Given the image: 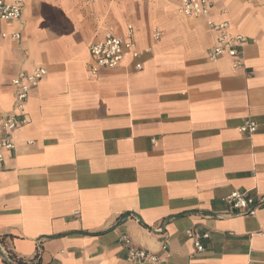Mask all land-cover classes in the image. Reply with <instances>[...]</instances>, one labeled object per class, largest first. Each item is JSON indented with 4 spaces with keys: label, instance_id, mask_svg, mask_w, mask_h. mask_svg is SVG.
Segmentation results:
<instances>
[{
    "label": "crops",
    "instance_id": "1",
    "mask_svg": "<svg viewBox=\"0 0 264 264\" xmlns=\"http://www.w3.org/2000/svg\"><path fill=\"white\" fill-rule=\"evenodd\" d=\"M211 16L249 38L241 66L210 60L206 20L169 0H25L20 21L0 22L22 35L0 37V132L14 77L47 69L1 151L0 236L17 256L40 242L32 264H129L127 235L151 252L166 242L163 264H264V205L242 215L224 201L264 195V0H213ZM127 24L150 49L143 68L93 74L90 44ZM247 119L256 132L239 130ZM190 228L210 233L203 252Z\"/></svg>",
    "mask_w": 264,
    "mask_h": 264
},
{
    "label": "built area",
    "instance_id": "2",
    "mask_svg": "<svg viewBox=\"0 0 264 264\" xmlns=\"http://www.w3.org/2000/svg\"><path fill=\"white\" fill-rule=\"evenodd\" d=\"M173 3L179 14L186 17L204 18L209 29L214 32L215 40L208 51L210 60H218L224 56L232 59L233 66L242 65L243 48L249 38L242 33H233L230 23L227 20L216 21L211 16L213 0H169ZM25 0H0V22L10 23L20 21L23 16ZM162 31L158 28L153 30L155 40L161 38ZM21 33L0 30V37L3 39L12 38L20 40ZM150 49L141 50L135 37V28L132 24H127V31L124 36L115 35L107 31L102 38L93 41L89 46L90 70L93 74H98L102 69H116L125 62L134 61V68H143L142 57ZM47 74V69L36 66L31 70L22 69L14 77L12 85L14 88L13 109L3 115L0 132V162L4 156L1 151H13L15 149L14 135L16 131L28 122L26 105L31 92L36 89ZM258 129V124L253 119H247L240 127L241 132L254 133ZM232 213L242 215H252L256 210L264 205V195H251L248 191H233L224 198ZM78 214V212L76 213ZM229 215H231L229 213ZM223 216V215H217ZM187 236L193 241L196 251L203 252L205 246L202 239L210 237L209 232H200L190 228L186 230ZM121 242L127 249V262L129 264H163L165 258L171 256L168 244L163 242L160 252H151L142 247L133 245L127 235L120 237ZM42 251L41 243H38L36 257ZM0 254L3 259L13 262L5 245L0 243Z\"/></svg>",
    "mask_w": 264,
    "mask_h": 264
},
{
    "label": "trees",
    "instance_id": "3",
    "mask_svg": "<svg viewBox=\"0 0 264 264\" xmlns=\"http://www.w3.org/2000/svg\"><path fill=\"white\" fill-rule=\"evenodd\" d=\"M4 240H5V237L4 236H0V243L5 245V247L7 248L8 252H9V255L11 256V258L13 260V262H9L6 259H4L5 262H7L8 264H32V262L35 260L36 255L31 260H26V259H24L22 257L17 256L11 248L7 247V245H6Z\"/></svg>",
    "mask_w": 264,
    "mask_h": 264
}]
</instances>
